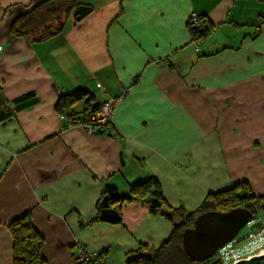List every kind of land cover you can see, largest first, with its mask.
Instances as JSON below:
<instances>
[{
    "label": "crops",
    "instance_id": "obj_1",
    "mask_svg": "<svg viewBox=\"0 0 264 264\" xmlns=\"http://www.w3.org/2000/svg\"><path fill=\"white\" fill-rule=\"evenodd\" d=\"M43 1L0 0V264H13L7 224L25 213L47 264H73L75 241L114 264L168 240L172 222L138 201L93 221L105 182L127 191L153 176L187 211L242 181L264 202V0H79L89 9L59 35L11 37ZM191 12L213 25L199 45ZM76 89L123 92L105 133L55 110Z\"/></svg>",
    "mask_w": 264,
    "mask_h": 264
},
{
    "label": "trees",
    "instance_id": "obj_2",
    "mask_svg": "<svg viewBox=\"0 0 264 264\" xmlns=\"http://www.w3.org/2000/svg\"><path fill=\"white\" fill-rule=\"evenodd\" d=\"M87 9L89 7L79 0H45L18 15L10 24L9 34L13 38L25 37L31 42L43 41L62 32L71 12H74L76 19H80ZM198 18L201 21L200 27L191 26V17L187 19L190 40L194 45H199L213 30V25L204 18V15L198 14ZM95 100L96 97L89 90L76 89L61 94L55 104V110L59 115L65 116L67 123L85 125L92 123L90 117L97 108V106L93 107ZM80 101L83 102L84 107L81 112H78L74 109V105ZM101 102L99 101V104ZM11 104L13 105V102ZM105 131L103 127H96L93 132L105 133ZM124 201H138L146 204L151 214L161 215L172 222L171 234L166 242L157 248L141 245L137 250L126 252L124 264H196L185 254L181 234L185 228L193 225L199 213L243 207L256 216L258 206L263 204V198L256 195L251 187L242 181L229 188L209 193L195 210L187 211L182 207H173L165 200L161 186L153 176L144 181L130 183L120 200L121 203ZM112 203H115L114 200ZM96 220H102L98 205L97 215L93 221ZM7 227L12 238L13 264H47L41 255L43 237L33 226L28 213L12 219ZM102 254L103 252L100 253ZM95 260H92L91 264Z\"/></svg>",
    "mask_w": 264,
    "mask_h": 264
},
{
    "label": "water",
    "instance_id": "obj_3",
    "mask_svg": "<svg viewBox=\"0 0 264 264\" xmlns=\"http://www.w3.org/2000/svg\"><path fill=\"white\" fill-rule=\"evenodd\" d=\"M99 101L93 104L97 106ZM125 191H120L113 182H105V193L99 201L100 217L106 221L116 222L119 217L117 207ZM117 203L111 206V202ZM254 217L243 207L231 208L227 211L208 210L199 213L193 225L181 234L182 248L194 262H203L211 258L215 251L234 238L245 224ZM217 260L209 264H215ZM233 264H264V254L238 260Z\"/></svg>",
    "mask_w": 264,
    "mask_h": 264
},
{
    "label": "built area",
    "instance_id": "obj_4",
    "mask_svg": "<svg viewBox=\"0 0 264 264\" xmlns=\"http://www.w3.org/2000/svg\"><path fill=\"white\" fill-rule=\"evenodd\" d=\"M189 17H191V26L200 27L201 21L195 12H191ZM203 22H205L204 19ZM1 48L2 46H0ZM99 86L101 85L99 84ZM122 94L123 92L97 105L96 110L90 117L92 123L84 125L88 132H93L96 127H103L104 130L109 128L113 111L116 104L122 98ZM246 226V232L242 235H238V233L234 238L216 250L215 256L218 260L217 264H233L238 260L264 254V221L254 218L248 221ZM75 246L77 247V252L73 254L75 264H82L84 259H87V256H89V252L80 242H77ZM197 264H206V262H198Z\"/></svg>",
    "mask_w": 264,
    "mask_h": 264
},
{
    "label": "rangeland",
    "instance_id": "obj_5",
    "mask_svg": "<svg viewBox=\"0 0 264 264\" xmlns=\"http://www.w3.org/2000/svg\"><path fill=\"white\" fill-rule=\"evenodd\" d=\"M205 44H207V43H205ZM94 95L96 96V98L98 100L103 99L102 96H101V93L98 92V91L95 92ZM80 102H82V101H80ZM256 218H258V219L261 218L262 220H264V202H263V204H261V206H258V209L256 210ZM246 230H247V226L245 225L243 228H241V230L239 231L238 235H242L244 232H246ZM77 242L78 241H75V243L73 245V254H75L77 252V247L75 246V244ZM88 255L89 256H87V259H84L82 264H84V263L85 264H91V261L95 260V258H97V259L95 260V262L93 264H104V258L102 256L103 254L102 255H100V253L91 254L89 252ZM72 259H73V264H75L74 257ZM110 261H111V263H114V264H124V258H123V260H122V258H118V260L117 259H111Z\"/></svg>",
    "mask_w": 264,
    "mask_h": 264
},
{
    "label": "clouds",
    "instance_id": "obj_6",
    "mask_svg": "<svg viewBox=\"0 0 264 264\" xmlns=\"http://www.w3.org/2000/svg\"><path fill=\"white\" fill-rule=\"evenodd\" d=\"M254 218H256V216H254L252 219H254ZM251 219V220H252ZM261 219V218H260ZM264 221V220H263ZM246 225V224H245ZM239 233V232H238ZM216 252V251H215ZM216 258V256H215V253L213 254V256L211 257V258H209V259H207L206 261H203V262H206V264H209L211 261H213V260H217V258ZM198 262H196V264H197ZM218 263V260H217V262L215 263V264H217Z\"/></svg>",
    "mask_w": 264,
    "mask_h": 264
},
{
    "label": "flooded vegetation",
    "instance_id": "obj_7",
    "mask_svg": "<svg viewBox=\"0 0 264 264\" xmlns=\"http://www.w3.org/2000/svg\"><path fill=\"white\" fill-rule=\"evenodd\" d=\"M115 205H117V203H112V204H111V206H115Z\"/></svg>",
    "mask_w": 264,
    "mask_h": 264
}]
</instances>
